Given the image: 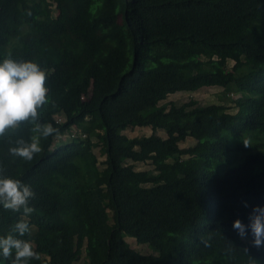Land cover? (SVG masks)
<instances>
[{
    "label": "trees",
    "instance_id": "1",
    "mask_svg": "<svg viewBox=\"0 0 264 264\" xmlns=\"http://www.w3.org/2000/svg\"><path fill=\"white\" fill-rule=\"evenodd\" d=\"M4 59L38 64L47 89L0 132V176L34 193L27 214L0 207V236L32 246L22 264H264V242L233 228L264 205V0H0ZM215 86L234 105L160 104ZM33 137L31 159L10 151Z\"/></svg>",
    "mask_w": 264,
    "mask_h": 264
},
{
    "label": "clouds",
    "instance_id": "2",
    "mask_svg": "<svg viewBox=\"0 0 264 264\" xmlns=\"http://www.w3.org/2000/svg\"><path fill=\"white\" fill-rule=\"evenodd\" d=\"M45 73L38 64L32 61L16 62L11 59L0 61V132L17 122L28 118L35 119L36 109L45 101ZM55 129L51 125L43 126L42 136L52 134ZM10 151L24 159H31L34 153L40 151L39 142L33 137L30 142L11 148ZM34 193L28 185L19 180L0 176V207L18 211L23 207L25 214L31 212L27 206ZM247 207V202H244ZM233 228L241 237L247 230L253 236V244L260 246L264 242V205L254 206L249 215L248 224L240 219L233 221ZM28 226L23 221H17L13 231L23 235ZM14 254L11 264H22L23 258L33 255L32 246L28 241L14 238L12 235L0 236V256L8 257ZM0 264H3L0 261Z\"/></svg>",
    "mask_w": 264,
    "mask_h": 264
},
{
    "label": "rangeland",
    "instance_id": "3",
    "mask_svg": "<svg viewBox=\"0 0 264 264\" xmlns=\"http://www.w3.org/2000/svg\"><path fill=\"white\" fill-rule=\"evenodd\" d=\"M54 13L56 14L57 11L55 10ZM120 20H114L112 21L113 26L116 28L117 25L119 24ZM234 63V61H230V65H232ZM92 79V78H91ZM229 93V95L231 97L237 98L240 93H236L234 92L233 94H231L229 91H227ZM225 90L223 89V87H208V88H203V89H199L197 91H179L176 93H171L168 95V97L164 100H162L160 102V104H173V103H183V102H187L190 101L191 99H196L200 104L206 105V104H210V103H221V104H226V105H234L233 102L225 95ZM87 99L89 100H94L95 99V95H94V87L92 85L91 89L89 90V93L87 95ZM232 109V108H231ZM56 119L58 121H64L65 119V112L60 114V115H56ZM73 129V133L68 132L66 134L60 135L57 137L56 139V145L60 144L62 141L67 142L69 141L73 135L76 133V131H78L79 129L77 128L76 125H74ZM152 132L151 127H135V128H128L126 130H124V133H126L128 136H139V135H143V134H150ZM159 133L163 136H165V132L163 130H159ZM94 141H98L99 145H97L94 148V152L95 154L98 156V160H99V167L100 169L104 167L103 165V160L105 159V156L101 154V142H99V140L97 138H94ZM196 140H194L193 138H188L186 139V141H184L183 143H181L182 147H187L190 145L195 144ZM5 156L7 158H9V151L7 150L5 153ZM151 166L148 163H139L137 164L136 168L137 169H148ZM127 241L137 250L141 251L142 253H149L151 252L150 248L148 247L147 244H138L136 242V240L131 237V236H126ZM84 261V255L81 258V260L77 261L75 264H83Z\"/></svg>",
    "mask_w": 264,
    "mask_h": 264
}]
</instances>
